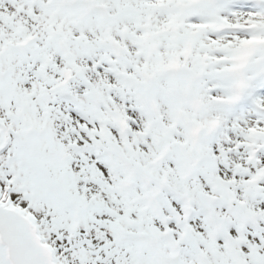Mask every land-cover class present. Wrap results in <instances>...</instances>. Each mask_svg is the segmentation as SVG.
Masks as SVG:
<instances>
[{
	"label": "snow or ice",
	"instance_id": "snow-or-ice-1",
	"mask_svg": "<svg viewBox=\"0 0 264 264\" xmlns=\"http://www.w3.org/2000/svg\"><path fill=\"white\" fill-rule=\"evenodd\" d=\"M0 264H264V0H0Z\"/></svg>",
	"mask_w": 264,
	"mask_h": 264
}]
</instances>
